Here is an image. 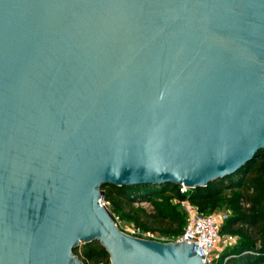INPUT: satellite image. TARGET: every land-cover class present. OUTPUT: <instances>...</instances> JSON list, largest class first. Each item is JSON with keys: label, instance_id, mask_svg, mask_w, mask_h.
I'll use <instances>...</instances> for the list:
<instances>
[{"label": "water", "instance_id": "water-1", "mask_svg": "<svg viewBox=\"0 0 264 264\" xmlns=\"http://www.w3.org/2000/svg\"><path fill=\"white\" fill-rule=\"evenodd\" d=\"M263 151L264 0H0V264H205L123 233L102 188H205Z\"/></svg>", "mask_w": 264, "mask_h": 264}, {"label": "trees", "instance_id": "trees-1", "mask_svg": "<svg viewBox=\"0 0 264 264\" xmlns=\"http://www.w3.org/2000/svg\"><path fill=\"white\" fill-rule=\"evenodd\" d=\"M102 192L114 220L119 217L159 237L173 238L183 233L186 214L180 207L182 202L189 201L205 215L224 210L228 218L220 233L237 238V243L228 246L216 264H264V151L235 176L191 190L185 196L175 186H104ZM145 202L152 205V211L134 206ZM75 255L79 256V249ZM79 258L83 264H111L99 242L85 244Z\"/></svg>", "mask_w": 264, "mask_h": 264}, {"label": "built area", "instance_id": "built-area-1", "mask_svg": "<svg viewBox=\"0 0 264 264\" xmlns=\"http://www.w3.org/2000/svg\"><path fill=\"white\" fill-rule=\"evenodd\" d=\"M179 191L181 195L185 196L188 195L191 190L182 185L179 187ZM104 195V192H102L103 197ZM180 207L186 214V225L183 233L178 237H159L150 233H144L134 226L126 231H123L119 227L118 218H115V222L123 233L135 238L158 241L162 243H191L199 246L202 250L203 261L205 264L215 263L218 258L213 257V253L218 251L221 246H225V248H227L228 246L235 245L237 243V238L232 236H222L220 233L221 227L228 218V215L202 214L189 201L180 203Z\"/></svg>", "mask_w": 264, "mask_h": 264}, {"label": "rangeland", "instance_id": "rangeland-1", "mask_svg": "<svg viewBox=\"0 0 264 264\" xmlns=\"http://www.w3.org/2000/svg\"><path fill=\"white\" fill-rule=\"evenodd\" d=\"M104 204H105L106 209H107V210L109 211V213L112 215V213H111V208H110L109 204H107V203H105V202H104ZM134 206H135V208H145V209H147L148 211H152V210H153L152 205H151L150 203H148V202H145V203H142V204H140V203H136ZM215 214H216V215H221V214H226V215H228V213H226L224 210H219V211H217ZM112 217H113V216H112ZM116 218H118V222H119L118 224H119V227H120L123 231H126V230L129 229V228H132V224H130V223L126 222V221H123V220H122L121 218H119V217H116ZM84 246H85V244H81V245L79 246V248H78V249H79V256H78V257H81V254H82V251H83V249H84ZM225 249H226L225 246H221V247L218 249V251H216V252L213 253V257L218 258V259H216V261H215L214 264L217 263V261L219 260L221 254L223 253V251H224ZM90 264H93V263H90Z\"/></svg>", "mask_w": 264, "mask_h": 264}]
</instances>
